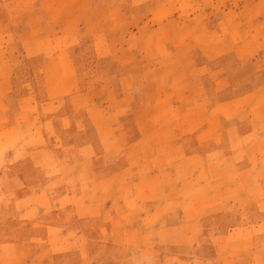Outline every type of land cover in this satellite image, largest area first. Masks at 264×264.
Returning a JSON list of instances; mask_svg holds the SVG:
<instances>
[{
  "label": "rangeland",
  "instance_id": "1",
  "mask_svg": "<svg viewBox=\"0 0 264 264\" xmlns=\"http://www.w3.org/2000/svg\"><path fill=\"white\" fill-rule=\"evenodd\" d=\"M87 3L73 40L60 8L63 34L25 35L68 66L24 53L22 19L0 35V245L23 241L25 264L41 247L55 264H264V138L240 131L264 122V0Z\"/></svg>",
  "mask_w": 264,
  "mask_h": 264
},
{
  "label": "crops",
  "instance_id": "2",
  "mask_svg": "<svg viewBox=\"0 0 264 264\" xmlns=\"http://www.w3.org/2000/svg\"><path fill=\"white\" fill-rule=\"evenodd\" d=\"M1 1L4 4H7L5 9L1 5ZM11 4L13 5L12 11H10ZM87 0H0V35L9 33L11 25L6 23L7 17L11 15L14 17V22L19 21L17 18L23 20L24 28L20 30V43L23 47L24 53L26 55H34L38 52L44 53V58L41 65L47 63L50 58H55L57 56L62 57V63L66 66L70 65L71 59L68 53H66L67 48L65 45L54 46L53 44H48L44 47H35L33 44H29V41L26 40L25 35L32 34H52V33H61L63 34L65 30L63 29V23L60 21L58 23L53 19V10L62 9L64 13L67 14L69 19V27L71 31L68 33L64 39L65 41L73 40L72 34L78 33L76 30L79 26V20L83 18L89 9L87 6ZM259 15H264V4L258 11ZM17 17V18H16ZM45 29V30H43ZM24 35V37H22ZM48 39V38H47ZM52 51L49 48H52ZM15 60L17 58L15 57ZM18 61L14 62V66L17 65ZM44 75V74H43ZM258 89H255L257 93ZM257 107V106H256ZM255 107V111L257 108ZM249 118L248 123L240 127L241 135L252 134L255 140L256 145L262 146L264 138V122L262 118L251 120ZM263 122V125H262ZM238 127V128H239ZM44 247H41L37 250L36 256L41 257L45 256L46 259L41 262L42 264H55V256L52 253L45 252ZM25 250V244L19 239L10 241L9 243L5 242L0 245V264H25L24 258L22 257V251ZM20 251V258L18 259L15 256V252ZM27 251V245H26ZM9 257L8 261L5 259ZM33 258V257H32ZM44 258V257H43ZM4 259V260H3ZM80 264V262H77Z\"/></svg>",
  "mask_w": 264,
  "mask_h": 264
}]
</instances>
